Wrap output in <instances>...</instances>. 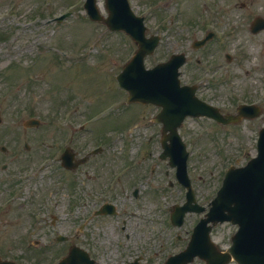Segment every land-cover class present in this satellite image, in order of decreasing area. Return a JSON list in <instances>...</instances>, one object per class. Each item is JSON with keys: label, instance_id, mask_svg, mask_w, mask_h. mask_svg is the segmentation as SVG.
Here are the masks:
<instances>
[{"label": "rangeland", "instance_id": "obj_1", "mask_svg": "<svg viewBox=\"0 0 264 264\" xmlns=\"http://www.w3.org/2000/svg\"><path fill=\"white\" fill-rule=\"evenodd\" d=\"M10 0H0V9L8 7ZM43 0H22V6H17L10 14H16L21 21L24 18H29L35 10L39 8L40 3ZM48 1V0H47ZM52 3L53 15H58L66 9L69 0H49ZM72 1V0H70ZM133 5V9L138 14H143L147 25L150 28V32H157L162 35V42L159 45L156 53L150 57L152 62L159 61L163 58L168 57L172 51L177 50V48L187 47L183 40L177 35V17L176 10L180 12V19L182 22L189 21L188 19H196L198 11H205L207 7H211V2L213 1V6H218V10L213 12V18L219 22L220 25L229 32L228 42L223 47L220 48L217 45H212L207 50L200 52H192L191 58L195 56L200 58H205L211 56L215 58L214 64L216 66H223L225 68H230V84L226 89H222L221 92L226 90L228 95L235 96L233 100L234 105H237L241 101V94L245 93V97L251 99L254 95V90L259 88L258 75L261 74V70L264 68V31L253 34L250 32V21L254 17L258 9L264 10V0H130ZM72 2H76L73 0ZM99 4L104 13H106L104 0H99ZM245 4V5H243ZM181 8V9H180ZM76 15L73 18H67L63 21L52 22L50 26H42L41 29L36 31L23 30L19 32V35H15L9 41V43L15 40L14 44H6L5 50L3 51L4 56L8 57L7 61L13 57V55L22 56V54H30L33 48L28 47L31 42L29 38L31 34H35V44H38L41 49H46L44 55H51L52 43L45 41L51 39L52 33H54V27L56 26L57 31L52 39H60L63 35H68L69 38L76 40L82 39L87 35H91L92 29H96L94 32L100 34V38L97 41V45H103L106 41L103 51L107 50L108 55L104 58L106 65L111 67V70L118 72L122 67L123 63L132 55L135 50V46L126 37H120L116 33H111L107 31V28L102 24H96L98 26H93L85 15L83 9H74ZM165 19L166 27L163 28L161 22ZM236 20H240L241 24L234 25ZM43 24L45 21H41ZM79 23L83 24L82 29H76ZM72 25V27H71ZM199 25V24H197ZM79 34H74V32H79ZM188 33L191 37L198 36L204 32L203 25H199L189 31L185 30L181 33ZM181 36V35H180ZM186 37V36H185ZM126 42H129L128 45ZM184 38V37H183ZM67 39V38H66ZM44 44H49L48 46H43ZM91 45V44H89ZM1 48V47H0ZM98 51L101 50V47ZM110 49H115L114 53ZM213 49V50H212ZM217 50V51H214ZM37 50V49H36ZM109 50V51H108ZM96 53V52H95ZM230 53L232 55V61L228 62L225 55ZM94 54V51L91 52ZM103 55L99 56L102 58ZM44 62V61H43ZM40 63L39 68L42 69L48 67L51 63L42 65ZM12 71H9L11 74ZM47 77H49L54 86L61 82L55 79V75L50 71L47 72ZM20 80L18 81V92L15 91L13 86L10 90V94L6 93L7 102L6 105L9 108L18 109L19 107H31L40 106L38 110L39 113H48L47 108L50 111L49 103L55 92H48L54 86L48 85L46 82H42L36 86L31 80H27L23 77L25 71L21 69L20 74L18 73ZM188 68L186 71L185 78L192 79V76ZM92 82H89L88 88L92 89L94 84L99 80L98 74H93L88 77ZM17 79V78H16ZM15 79V80H16ZM47 79V78H46ZM45 79V80H46ZM6 87L8 84H3ZM221 88V87H220ZM36 90L38 94H33L32 91ZM88 94V101L85 103V108L94 105L93 93L85 89ZM215 91L211 90L209 93L213 94ZM122 93V92H121ZM15 96L20 97V100L15 99ZM124 100V98H123ZM14 105H17L14 107ZM235 108V107H234ZM14 112V110H12ZM51 112V111H50ZM81 111L79 110L78 113ZM77 113V114H78ZM116 113V114H115ZM113 115L118 116L119 113L115 112ZM85 116V115H84ZM78 117L77 119L83 118ZM264 124V116L257 120H252L248 123H242L238 126H229L227 131L222 130L220 127L212 126L209 122H197L195 123L196 130L208 129L215 131L219 136L218 143L211 142L208 137H204L200 141L197 140L194 143V139L191 135H186V139L192 144L194 143L193 155L191 160V174H194L195 178L199 177V174H203L205 180H195V190L198 198L201 202L206 203L209 198V193L215 192L216 188L220 184L222 174L228 164H242L246 162L252 155L256 153V139L258 134L259 126ZM196 134V133H195ZM221 148V152H219ZM208 168V170H206ZM169 195V199L177 198L180 200L182 197L181 190L177 187H171L166 191ZM67 206V205H66ZM24 208V206H23ZM77 210V208H75ZM23 219L17 224L16 228L20 231L15 232L13 235L21 234V236H7L8 227L0 226V253L5 257H14L21 264H35L34 262L41 261V263L54 262L60 258L66 251V243H57L56 239L52 238H41V242L44 245L43 248L50 247L49 244L53 245L52 249L45 250L40 247H35L33 242H36L35 236L27 232L31 230V224L29 222L30 217L27 211L22 212ZM198 215H189L187 226L190 222ZM103 227L107 230L110 229V225L104 224ZM69 228L73 232H68L70 236V242H75L81 244L83 238H80L79 232H77L78 222H75L70 218ZM235 230V226L230 223L218 224L213 232L214 237L217 239L221 247H226L230 242V235ZM90 242V241H89ZM93 247H97L99 241H91ZM107 244L106 239L103 242ZM120 256V253H117Z\"/></svg>", "mask_w": 264, "mask_h": 264}, {"label": "flooded vegetation", "instance_id": "obj_2", "mask_svg": "<svg viewBox=\"0 0 264 264\" xmlns=\"http://www.w3.org/2000/svg\"><path fill=\"white\" fill-rule=\"evenodd\" d=\"M0 141L6 143L9 149L7 152H0L1 171H3L7 165V167L11 169V173L16 174L22 170L27 171L36 162L34 155L28 154L27 156L23 157L21 152L17 150L18 144L16 136L5 134V132H3L0 135ZM81 145L83 146L84 143ZM112 169L114 170L115 167L107 169L102 165V161L99 159L90 161L88 167L82 168L79 173V188L81 190L80 198L81 201L85 202L84 205H86L89 201H91L93 204H96L97 198H100L103 193L111 186L109 180V170ZM137 179L140 180L141 178ZM3 186L4 189L0 195L1 198H3L5 194H11L16 188H14L12 183H5Z\"/></svg>", "mask_w": 264, "mask_h": 264}, {"label": "water", "instance_id": "obj_3", "mask_svg": "<svg viewBox=\"0 0 264 264\" xmlns=\"http://www.w3.org/2000/svg\"><path fill=\"white\" fill-rule=\"evenodd\" d=\"M128 29L134 34L136 40L140 43V52L136 60H140L141 56L151 49L152 44L144 37L143 29L140 21L129 19ZM260 154L257 159L252 160L249 167L242 170L238 176L242 192L245 196L241 199L245 200L244 207L247 215H253L254 220H249L251 229L264 247V135L262 141L259 142ZM264 254V252H262Z\"/></svg>", "mask_w": 264, "mask_h": 264}]
</instances>
